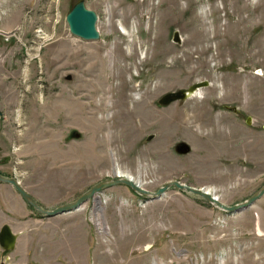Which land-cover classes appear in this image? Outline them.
I'll return each mask as SVG.
<instances>
[{
  "label": "rangeland",
  "instance_id": "obj_1",
  "mask_svg": "<svg viewBox=\"0 0 264 264\" xmlns=\"http://www.w3.org/2000/svg\"><path fill=\"white\" fill-rule=\"evenodd\" d=\"M81 1L99 39L70 31ZM16 28L0 34V175L44 209L118 170L151 192L180 181L229 206L264 187V0H0V29ZM30 207L42 229L17 223L1 264H87L89 248L91 264H264V195L231 213L175 186L153 199L116 185L72 212Z\"/></svg>",
  "mask_w": 264,
  "mask_h": 264
},
{
  "label": "water",
  "instance_id": "obj_2",
  "mask_svg": "<svg viewBox=\"0 0 264 264\" xmlns=\"http://www.w3.org/2000/svg\"><path fill=\"white\" fill-rule=\"evenodd\" d=\"M67 22L70 27V31L73 35L80 37L84 40H96L100 38V32L97 29L98 15L95 11L88 9L83 1L77 3L74 8L70 11L67 16ZM18 28L12 31H5L0 29V34L6 37H11L16 34ZM209 83L207 81L192 85L188 89L180 90L174 93L167 94L162 100L161 103L167 104L170 102H175L179 100L188 99L189 95L196 92L199 88H203L208 86ZM235 111L236 107H233ZM75 138L80 137V133H74ZM181 153H187L190 150V147L186 144L180 145L178 147ZM0 183L12 185L19 195L23 198V200L31 205L35 210L40 212L44 216L52 217L59 214H63L66 212H72L79 209L83 204H85L88 200H91L96 194L102 192L103 190L116 186V185H126L130 187L136 193L151 197L153 199H160L164 196L173 186L179 188L183 191H188L194 193L210 203L220 207L221 209L231 212V213H239L244 211L245 209L254 205V203L264 195V187H262L257 193L252 195L248 200L229 206L220 201V199L214 195H212L209 191L205 190V188H196L184 184L180 181H173L162 187L156 192H151L149 190L144 189L137 182L132 179L126 177H118L116 179H110L101 181L95 186H93L86 193L82 194L76 201L61 205L54 210H46L44 209L35 199L34 197L21 185L20 181L15 178H6L0 175ZM19 234L14 232L12 227L8 224L4 225L0 229V245L6 251H12L16 248L17 240Z\"/></svg>",
  "mask_w": 264,
  "mask_h": 264
},
{
  "label": "crops",
  "instance_id": "obj_3",
  "mask_svg": "<svg viewBox=\"0 0 264 264\" xmlns=\"http://www.w3.org/2000/svg\"><path fill=\"white\" fill-rule=\"evenodd\" d=\"M4 184V183H3ZM6 187H7V193L5 194L4 191L2 192L3 189H0V221L5 217H7V222L6 223H0V229L8 224L12 227L13 231L18 233L19 234V237H18V240L20 238V235L21 233L20 232H17V223H30L32 225H30V227L28 226L26 229H23L22 230V234L24 233H32L34 231H39L42 229L44 223L43 221H41L39 219V221L37 220L36 218V213H34V211H32V208L30 207V205H28V203H26L23 199L22 201L18 198H21V196L19 195L18 192H16V189L12 186V185H9V184H4ZM24 187L30 192L31 190L29 188H27V186H25V184H23ZM10 194L12 195V197L14 198V200L16 201L17 205L20 204V206H18L17 209H13L12 206H11V199H10ZM20 196V197H19ZM20 209H22V214L20 212ZM41 216V215H39ZM4 217V218H3ZM13 219L14 222H11ZM41 219L42 216H41ZM17 221V222H16ZM41 221V222H40ZM18 240H17V244H18ZM90 253V254H89ZM87 254V261L86 263L87 264H91V250L90 248L88 249V252H86ZM2 258H8L7 255L5 254V251L1 248V245H0V264L2 262Z\"/></svg>",
  "mask_w": 264,
  "mask_h": 264
},
{
  "label": "bare ground",
  "instance_id": "obj_4",
  "mask_svg": "<svg viewBox=\"0 0 264 264\" xmlns=\"http://www.w3.org/2000/svg\"><path fill=\"white\" fill-rule=\"evenodd\" d=\"M123 27V26H122ZM125 34L127 33V34H129V30L126 28V27H123V30H122ZM192 96H196V94H194V93H192V94H190L189 95V97H192ZM116 175H118L119 177H126V178H129V179H132V180H134L135 182H137V183H140V182H138V181H136V179H134L132 176H130V175H128V174H125V173H122L120 170H118V172L116 173ZM205 190H207V191H209L212 195H214L215 196V194H213V192H212V190H210V189H208V188H206ZM102 203H103V201H101L99 198H97V205L101 208H99V212H100V214H103L102 212H103V206H102ZM102 216V215H101ZM104 218V217H103ZM103 222H104V220L102 219L101 221L99 220V223L100 224H103Z\"/></svg>",
  "mask_w": 264,
  "mask_h": 264
},
{
  "label": "built area",
  "instance_id": "obj_5",
  "mask_svg": "<svg viewBox=\"0 0 264 264\" xmlns=\"http://www.w3.org/2000/svg\"><path fill=\"white\" fill-rule=\"evenodd\" d=\"M93 210H96V207H93V209L91 210L92 212H93ZM97 213V212H96ZM97 217H98V219L101 221L102 220V218H101V214L100 215H98V213H97ZM97 219V218H96ZM101 232H105L103 229L101 230Z\"/></svg>",
  "mask_w": 264,
  "mask_h": 264
},
{
  "label": "flooded vegetation",
  "instance_id": "obj_6",
  "mask_svg": "<svg viewBox=\"0 0 264 264\" xmlns=\"http://www.w3.org/2000/svg\"><path fill=\"white\" fill-rule=\"evenodd\" d=\"M239 113V112H238Z\"/></svg>",
  "mask_w": 264,
  "mask_h": 264
}]
</instances>
